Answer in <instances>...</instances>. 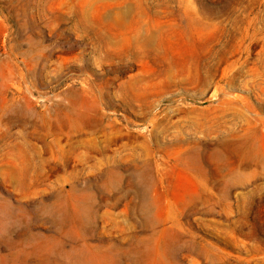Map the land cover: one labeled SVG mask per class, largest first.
I'll return each mask as SVG.
<instances>
[{
	"label": "rangeland",
	"instance_id": "rangeland-1",
	"mask_svg": "<svg viewBox=\"0 0 264 264\" xmlns=\"http://www.w3.org/2000/svg\"><path fill=\"white\" fill-rule=\"evenodd\" d=\"M0 264H264V0H0Z\"/></svg>",
	"mask_w": 264,
	"mask_h": 264
}]
</instances>
